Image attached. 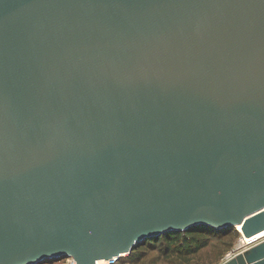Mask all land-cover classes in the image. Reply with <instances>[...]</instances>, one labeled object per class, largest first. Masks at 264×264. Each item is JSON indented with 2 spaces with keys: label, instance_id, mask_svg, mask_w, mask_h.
<instances>
[{
  "label": "water",
  "instance_id": "1",
  "mask_svg": "<svg viewBox=\"0 0 264 264\" xmlns=\"http://www.w3.org/2000/svg\"><path fill=\"white\" fill-rule=\"evenodd\" d=\"M199 226L264 232V0H0V264Z\"/></svg>",
  "mask_w": 264,
  "mask_h": 264
},
{
  "label": "rangeland",
  "instance_id": "2",
  "mask_svg": "<svg viewBox=\"0 0 264 264\" xmlns=\"http://www.w3.org/2000/svg\"><path fill=\"white\" fill-rule=\"evenodd\" d=\"M236 228V227H235ZM206 239L204 247L196 251L189 257L190 264H222L239 252H234L233 249L239 244L238 233L230 230L225 234L208 233L200 239ZM163 244L158 243L154 248L140 247V254L138 261L131 264H184L183 260L179 259L175 254L168 253L167 250L160 251ZM234 254L233 256H231ZM231 256V257H230ZM68 260L60 259L53 261H46L41 264H67ZM127 264V263H124Z\"/></svg>",
  "mask_w": 264,
  "mask_h": 264
},
{
  "label": "trees",
  "instance_id": "3",
  "mask_svg": "<svg viewBox=\"0 0 264 264\" xmlns=\"http://www.w3.org/2000/svg\"><path fill=\"white\" fill-rule=\"evenodd\" d=\"M230 230H234L236 233L239 232L233 228H225L221 230H215L209 227L199 226L191 228L187 231L181 232H171L167 234L160 235L146 240L136 248H134L129 254L122 256L118 259L116 264H131L138 261L141 256L140 247L154 248L158 243L163 244V248H159L160 251L167 250L168 253L175 254L179 259V262L183 260L184 264L189 263V257L196 251L204 247L206 244V239L201 237L206 236L208 233L213 234H225Z\"/></svg>",
  "mask_w": 264,
  "mask_h": 264
},
{
  "label": "built area",
  "instance_id": "4",
  "mask_svg": "<svg viewBox=\"0 0 264 264\" xmlns=\"http://www.w3.org/2000/svg\"><path fill=\"white\" fill-rule=\"evenodd\" d=\"M261 241V240H260ZM257 242H259V240L257 241V240H253V241H251L250 243H245V244H242V245H237L234 249H233V251L231 252V253H234V252H239V251H242L244 248H248V247H250V246H252V245H254V244H256ZM240 243V242H239ZM243 248V249H242ZM234 254H232L231 256H233ZM230 256V257H231ZM122 257V256H121ZM120 258V257H119ZM119 258H117V257H114L113 259H111V260H107V261H103V263L104 264H116V262L118 261V259ZM66 260H68V263L67 264H71V262H72V259H68V258H66Z\"/></svg>",
  "mask_w": 264,
  "mask_h": 264
},
{
  "label": "bare ground",
  "instance_id": "5",
  "mask_svg": "<svg viewBox=\"0 0 264 264\" xmlns=\"http://www.w3.org/2000/svg\"><path fill=\"white\" fill-rule=\"evenodd\" d=\"M237 231H238V229L237 228H235ZM253 240H264V232L263 233H261V234H259V235H256V236H254V237H252V238H250V239H248V240H246V241H244V242H240L239 243V245H242V244H245V243H250L251 241H253ZM70 260V259H69ZM100 264H104L103 262H101Z\"/></svg>",
  "mask_w": 264,
  "mask_h": 264
}]
</instances>
